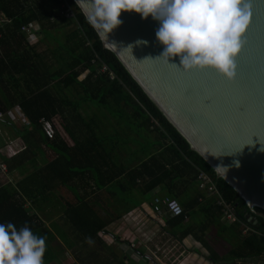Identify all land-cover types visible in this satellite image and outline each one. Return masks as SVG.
Segmentation results:
<instances>
[{
  "label": "trees",
  "instance_id": "16d2710c",
  "mask_svg": "<svg viewBox=\"0 0 264 264\" xmlns=\"http://www.w3.org/2000/svg\"><path fill=\"white\" fill-rule=\"evenodd\" d=\"M65 2L73 8L72 18L60 14ZM0 12L10 19V23L0 28V113L4 115L0 122L9 128L12 136L21 138L23 142L21 145V140L13 142L12 146L18 144L20 150L17 152L10 145L0 148V160L7 165L9 173L17 169L19 174H23V179L15 185L0 184V223L13 222L18 228L27 223L35 234L46 236L45 264L58 263L63 248L71 246L70 238L75 242H93L96 232L108 223L109 219L99 218L93 210L88 199L93 191L87 192V189L89 182L95 188L104 185L109 170L104 158H107L109 151H119L124 143L119 144L111 135L100 139L86 125H83L86 133L79 139L67 126L62 127L66 116L74 119L73 115L76 121H81L77 114L81 104L55 93V90L69 89L73 95L81 96V102L101 106L112 119L119 117L117 112L130 110L128 115L132 122L128 126H135L140 134L146 131L153 135L152 147L156 143L163 147L161 152L151 154L148 160L138 161L134 168L121 171L115 180L113 176L106 180H113L120 191L139 186L142 194L156 186L165 187L164 195L160 196L177 199L189 217L193 215L189 211L193 210V201L196 203L197 197L189 199L187 195L184 198L182 192L180 196V192L174 194L172 189L176 187L178 178L188 176L197 181L199 172L203 171L210 176L217 192L200 201L198 210L210 224L219 223L216 234L231 244L227 256L234 261L253 259L264 253V210L249 208L238 193L189 147L185 138L168 123L117 58L102 47L96 32L72 0H0ZM32 21L39 24L41 38L29 44L19 28ZM68 24H72V27L61 32ZM101 66L104 71L100 70ZM14 107L20 109L28 125L15 124L9 115ZM42 118L53 125L55 135L52 139L46 138L41 129L39 120ZM62 128L75 141L72 147L62 144L59 135ZM137 138L134 141L139 142ZM37 141L47 144L57 153L55 160L41 168H37L35 161L28 156L29 148ZM142 145L140 141V153L152 149ZM166 153L170 154L169 160L164 158ZM30 165L36 170L29 174ZM48 174L52 177L50 182L57 179L72 191L75 203H50L51 209L44 206L48 198L46 190L52 188L49 190L51 192L54 188L52 183H45ZM74 178L84 179L85 192L77 189V183L72 182ZM201 196L198 200H202ZM219 199L233 207L236 222L229 225L222 222ZM25 200L31 203L28 207L24 206ZM126 210L128 207L123 211ZM57 215L61 222L53 219ZM44 220L51 221L49 227ZM165 221L170 222L172 235L178 229L180 236L188 234V228L183 230L185 222L182 216H167ZM202 223H199V230L203 233L207 224ZM245 228L253 231L243 232ZM56 240L61 242V246L54 245ZM203 243L206 245L205 240ZM74 258L75 262L71 264H83L78 254ZM102 264L108 263L104 261ZM116 264H122L121 258H117Z\"/></svg>",
  "mask_w": 264,
  "mask_h": 264
},
{
  "label": "water",
  "instance_id": "95a60500",
  "mask_svg": "<svg viewBox=\"0 0 264 264\" xmlns=\"http://www.w3.org/2000/svg\"><path fill=\"white\" fill-rule=\"evenodd\" d=\"M251 3L232 80L212 68L185 71L179 57L155 59L164 46L151 16L122 12V24L111 33L94 31L189 147L249 208L264 210V0ZM78 7L87 21L90 7L83 0Z\"/></svg>",
  "mask_w": 264,
  "mask_h": 264
},
{
  "label": "crops",
  "instance_id": "0c3cea01",
  "mask_svg": "<svg viewBox=\"0 0 264 264\" xmlns=\"http://www.w3.org/2000/svg\"><path fill=\"white\" fill-rule=\"evenodd\" d=\"M19 110L20 109L18 107H14L9 115L15 121V124L17 126H22L23 125L22 120L21 118L18 117ZM72 118H74L71 119L72 127L69 129L75 133L73 128L80 126V124L82 125V123L80 121H76L73 115ZM102 122L104 124H112L111 118L109 116L103 117ZM102 122L100 123L101 125ZM95 127L99 128L97 125ZM62 130L63 131L60 132L59 134L60 139L63 142L62 144L66 145L67 147H72L75 141L63 128ZM85 133L86 130L84 129V127H82V129L79 131V134L77 135L75 133L74 137L79 139ZM153 139H155V137ZM15 140H17L18 142L19 140H21V138L12 136L9 132V134H6V138L0 144V148H2L3 145L9 146L10 144H13ZM9 141H11V143H9ZM139 142L135 141V144L131 142L130 146H127V143L125 142L124 144L121 145L119 151L116 150H113L112 152L109 151V154H107V158H104V163L109 166V170H107L106 172L105 175L106 178L104 180L103 186L99 188H95L91 184V182H89L90 189L88 188L87 192H89V190L93 191L91 196L88 197L93 210L96 212L99 218L103 220L109 219V221L106 225H104L96 232V238H94L93 242H83L85 245L91 247V252L87 254L86 258L79 256L80 260L81 259L85 260L86 262L85 264H102V262L104 261H106L108 264H112V261H115L116 264L117 259L114 258L113 253H111V251L106 250L109 249V247L114 246L115 248H117V250L120 251L118 252L119 253L118 257L121 258L122 264H132V263L152 264L150 262H145L143 260H140L138 253L135 250L128 247V241H130V239L133 237H138L139 239L137 241L141 242L140 239H144V236L142 235L143 232H147L146 234H152L155 232V236L152 239V241L149 243V246L152 247L158 242L159 245H162L164 248L170 249L171 259L172 256L173 258H178L177 264H226L225 261H223L225 259L222 258L223 257L222 254L219 253L214 246H212V242L207 241L206 239L208 234L207 230L209 231V233H211V230L213 229L214 234H216L218 228L217 225L219 223L210 224L209 222H207L208 219L203 217L202 213H200L198 210L200 201H203L207 197V194L199 189L197 184L198 182L196 180H192L188 176H185L183 178H178L176 180V187L172 189L174 194L180 192V196L182 192V197L184 198H186L187 195L190 196V197L187 196V198L189 199H195L197 197V202L195 203V201H193L194 204L192 208L193 210L189 211V213L193 212V215L189 216V221L186 222L183 227V230L185 228H188L189 232L187 235L180 236L181 231L179 229L176 231L175 235H172L171 234V231L173 230L171 228L172 226L170 222L167 223L166 221L164 223V226L161 227L160 232H158V236L156 234V230H158L160 224H156L155 217L150 208V203L153 198V195H164L166 191L165 187L156 186V188H153L151 191H148L144 194H142V190L139 186L135 188L131 187L126 189L125 191H123L124 192L123 198L127 200L124 201V203L126 204L124 209H127L128 207V210L126 211L122 210L114 213L115 211L109 212L108 209H105L104 207L101 206V204L103 203V199L102 197H100V195L104 192H100V191L102 187L108 188V186H110L109 180H106L108 177L113 176V179L115 180L117 174H120L121 171L130 170L134 168L136 165H138V161H146L148 160V157L151 154L156 152H161L163 150L162 145L158 146L156 145L157 144L156 143L155 146L152 147V149L149 148V150H147L146 153H140ZM19 143L21 145L23 143L22 140L19 141ZM17 146L18 144H15L13 146V148L16 149V152L20 150ZM5 148L9 149L10 147H5ZM133 153H135L136 155ZM165 155L164 158H167V160H169L170 154L166 153ZM28 156H30V160L32 158V160L35 161L37 168H41L46 163L55 160V158L57 157V153L54 150H52L50 146H48L47 144L37 141L35 145H31V147L29 148ZM102 156L105 157L104 155ZM34 170L36 169L32 168V165L28 167L29 174L32 173V171ZM122 175H120L119 177H122ZM51 178L52 177H50L48 174L45 183L48 185L52 183L54 185V188L51 192L49 190H51L52 188L46 190L48 198L45 199L44 206H46L47 209H51L50 203L58 204L59 202L62 205H64L66 202L75 203L76 199L72 191L66 186L60 184L57 179H54L53 182L52 181L50 182ZM22 179H23V174H19L17 169L9 173L7 168L6 173L4 174L0 173V184L9 183L15 185L19 180ZM72 182L77 183V189L80 192L83 193L86 191L84 190L85 187L84 179L74 178ZM170 188H168V190ZM60 190L69 191L70 198L68 199L63 198V196L60 193ZM146 195L150 196L149 200L145 198ZM200 195H202L200 197V199L202 200H198V197ZM135 199H138L139 202H135V204H133ZM30 204L31 203L29 200H25L24 203L25 207H28V205ZM118 213L119 216H117ZM123 216L127 217L125 221L123 220ZM55 217L56 216H54L53 219H55ZM44 221L46 222V226L49 227L51 221L48 220H44ZM222 222L225 221L222 220ZM199 223L207 224V229L203 233L198 232L200 225ZM226 224L229 225L228 223ZM138 228H140L141 231H138ZM203 240H205L206 245L203 243ZM105 254H107V256L110 257L109 260H104L106 259ZM98 257H102L104 259H100V258L98 259ZM252 258L253 259H247V258L236 259L232 263L264 264V253L261 254V256L259 257H252ZM213 259H215L216 261L214 262ZM61 260H62V254L58 258V262ZM56 262L57 261L53 262L52 264Z\"/></svg>",
  "mask_w": 264,
  "mask_h": 264
},
{
  "label": "clouds",
  "instance_id": "9594fccd",
  "mask_svg": "<svg viewBox=\"0 0 264 264\" xmlns=\"http://www.w3.org/2000/svg\"><path fill=\"white\" fill-rule=\"evenodd\" d=\"M86 19L98 34L122 24V12L159 21L156 40L163 51L155 59L179 57L185 71L215 69L228 80L236 75L235 58L242 48L251 17V0H83ZM81 0H77V6ZM137 43L147 44V41ZM148 59V58H145ZM152 59V58H151ZM225 169V167H218ZM216 168V169H218ZM88 240V238H86ZM90 242V241H89ZM47 237L25 223H0V264H45Z\"/></svg>",
  "mask_w": 264,
  "mask_h": 264
},
{
  "label": "rangeland",
  "instance_id": "374dc122",
  "mask_svg": "<svg viewBox=\"0 0 264 264\" xmlns=\"http://www.w3.org/2000/svg\"><path fill=\"white\" fill-rule=\"evenodd\" d=\"M71 27H72V24H68L66 27H64L61 30V32H65L66 30L70 29ZM55 93L60 97L72 99V102H76L78 104H81L78 111H77V114L81 118L80 122L82 123V125L80 124V126L73 128V130L75 131V133L77 135L79 134V131L82 129L83 125H86V127L88 126V129H92L93 132L97 136H99L100 139H103L104 138L103 136L111 135L112 138H114L115 140H117L119 142V144L126 142L127 146H130L131 142H133L135 144L134 140L136 139V136H137L138 137L137 139L139 141H141V143L143 145H145L144 146L145 148L149 147V146L152 147V140L151 139H152L153 135L147 134L146 131H143L140 134V133H138V130L136 129L135 126H133V125L128 126V124H131L130 122H132L130 115H128V114H130V113H128V111H130V110L124 109V111H122V112H119V113L117 112V115L119 117L117 119L111 118L112 124H104L102 122V119H103V117H108V115H107V112L105 110L103 111L101 106H96V105H93L91 103L81 102V96L73 95L69 89H63V90H59V91L55 90ZM110 108L112 110L114 109L113 107H110ZM101 122H102V125L100 124ZM71 123H72V120L70 118H68V116H66V121L61 126L62 127L64 126V128H65V126H67V128L69 129L72 127ZM96 125L99 128H96L95 127ZM5 126L6 125H3L0 122V134H1L0 137H1L2 141L6 138V134H9V132H8L9 128H7ZM3 131H6L5 132L6 134L3 133ZM128 142H130V143H128ZM111 182H113V181H110V186H108V188H104V187L101 188L100 192H104L100 195V197H102V199H103V203L101 204V206L104 207L105 209H108L109 212L115 211L114 213H116V212L124 210V208L126 206L124 201H127V200L125 198H123L124 192L120 191L119 188L116 187L114 182L113 183H111ZM60 193L63 196V198H65V199L70 198L69 191H64V190L61 191L60 190ZM145 198L147 200H149L150 196L146 195ZM135 202H139V200L135 199L133 204H135ZM55 219L61 222L58 215L55 217ZM45 224H46V222H45ZM198 232L200 233L201 231L199 230ZM207 232H208L207 238H206L207 241L212 242V246H214L218 250V252L222 254V256H223L222 258L225 259L223 261H225L226 264H230V263L234 262L235 260L233 261L231 257L227 256V252L230 249L231 244L223 241V239L220 238V235L214 234L213 229L211 230V233H209L208 230H207ZM157 236H158V233H157ZM69 244L71 245L69 248H67V249L63 248L64 251L62 253V260L59 261L58 263H54V264H71L72 262H75V258H74L75 254H78V257L82 256L83 258H86L87 254H89L91 252V247L85 245L83 243V240H82V242L80 240L75 242V239L70 238ZM54 245H60L61 246V243L58 240H56L54 242ZM157 245H159L158 242H157ZM118 248H119V246H118ZM61 249H62V247H61ZM106 250L111 251V253H113L114 258H116V259L118 258V254H119L118 252H120V251L117 250V248H115L114 246H111V247H109V249H106ZM105 256H106V259H104L102 257H98V259L100 258V259H104V260H109L110 257L107 256V254H105ZM81 260L84 264L86 263L85 260H83V259H81ZM112 264H115V261H112Z\"/></svg>",
  "mask_w": 264,
  "mask_h": 264
},
{
  "label": "built area",
  "instance_id": "2783aa9c",
  "mask_svg": "<svg viewBox=\"0 0 264 264\" xmlns=\"http://www.w3.org/2000/svg\"><path fill=\"white\" fill-rule=\"evenodd\" d=\"M60 14L66 18L73 17V8L68 5L66 2L61 6ZM53 20V18L51 19ZM10 23V19L5 16L4 13L0 12V28H3L6 24ZM19 31L24 35L27 43L32 44L40 40L41 34L39 29V24L36 21H32L27 25H22L19 28ZM101 71H104V67L101 66ZM111 78V77H110ZM10 114V113H9ZM4 115L0 113V118ZM18 117L21 118L22 124L24 126L28 125V121L24 118L20 110L18 111ZM41 129L48 139H52L55 135V131L51 121H48L44 118L39 120ZM11 143V141H9ZM13 144H10L12 146ZM13 147V146H12ZM7 171V165L0 161V173L4 174ZM198 187L200 190L204 191L207 195L211 193H216V187L212 182L209 175L205 172H199L197 176ZM217 196V195H216ZM218 204L221 205L222 209V220L228 224L234 223L237 221V216L233 207L227 203H223L221 199L218 200ZM151 211L155 217L156 224H160L156 234L160 232L161 227L164 226L165 218L178 217L182 216L183 221L186 223L189 221L188 215L183 212V208L178 202L177 199L171 198L168 196L154 195L150 203ZM126 216H123V220H126ZM251 230L250 228H245L243 231ZM138 231H141L138 228ZM143 232L142 235L144 239H140L141 242L137 241L138 237H133L128 241V247L135 250L138 253L140 260L145 262H150L152 264H177L178 258L170 257V249L164 248L162 245L155 244L154 246H149V243L155 236V232L152 234H146ZM176 245V244H175ZM234 264V263H232Z\"/></svg>",
  "mask_w": 264,
  "mask_h": 264
}]
</instances>
